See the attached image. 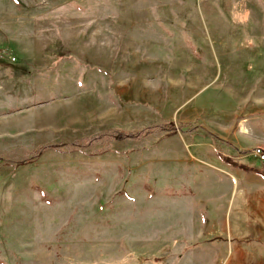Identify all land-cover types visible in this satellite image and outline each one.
<instances>
[{
    "label": "rangeland",
    "instance_id": "374dc122",
    "mask_svg": "<svg viewBox=\"0 0 264 264\" xmlns=\"http://www.w3.org/2000/svg\"><path fill=\"white\" fill-rule=\"evenodd\" d=\"M252 85H264V0H0V264L261 258L245 240L257 236L245 216L264 215L258 187L233 200L187 162L229 150L264 164ZM167 121L187 124L171 134ZM60 143L75 149L15 165Z\"/></svg>",
    "mask_w": 264,
    "mask_h": 264
},
{
    "label": "crops",
    "instance_id": "0c3cea01",
    "mask_svg": "<svg viewBox=\"0 0 264 264\" xmlns=\"http://www.w3.org/2000/svg\"><path fill=\"white\" fill-rule=\"evenodd\" d=\"M255 33L257 31H254ZM260 30L258 31V33ZM94 88H89V90H93L96 88L98 90V87L92 86ZM254 87L255 91H253V94H258L260 91H264V85H252ZM113 88L115 97L114 100H121L122 97L120 94H118L117 91H115L113 86H110V89ZM83 92V90H82ZM85 98L86 93L85 91L82 93ZM94 95L95 97L99 98V94H97V91H94L91 93V95ZM92 95V96H93ZM107 95H105L106 97ZM110 97V96H109ZM108 97V98H109ZM257 101H255V105H264V92L260 94L257 97ZM261 98V99H260ZM262 110L259 109L257 113H261ZM196 151L202 153V155L206 151L202 152L201 149H196ZM195 151V152H196ZM212 150L209 151V156L203 158L201 156L199 159L196 157H192L188 163H194L197 166V169L204 172L207 171L208 176L205 177L206 179L211 177L215 179L217 184V180L219 183L224 184L228 186V197H231L233 195V200L241 197V195H245V201H250V192L249 187L251 186H257L258 187V200L260 208L264 211V164L257 165V164H246L245 163V154L243 151H239L238 154H233L231 151H219V150ZM194 152V153H195ZM241 153L242 155H240ZM202 158V159H201ZM219 173L224 175V181L222 178L219 177ZM226 194V196H227ZM239 200V199H237ZM248 208V207H247ZM245 233H249V230L252 231V233H256V237H249L245 236L246 242H249L250 240L257 241L259 244L263 246L262 253L264 251V215L258 213L256 216L253 215H246L245 216ZM253 227V228H251ZM253 229V230H252ZM249 237V239H248ZM215 239V238H214ZM257 249V248H256ZM245 258H247L248 263L250 264H262L263 262L258 261L259 259L264 258V254H262L261 258L258 257L260 255L257 254V252H250V250H247L245 248ZM250 259V260H249Z\"/></svg>",
    "mask_w": 264,
    "mask_h": 264
},
{
    "label": "trees",
    "instance_id": "16d2710c",
    "mask_svg": "<svg viewBox=\"0 0 264 264\" xmlns=\"http://www.w3.org/2000/svg\"><path fill=\"white\" fill-rule=\"evenodd\" d=\"M185 124H187V123L179 122V123H176V125H177L176 126L173 121H167L165 123H162L160 125V128H162L163 130H166V131H168V132H170L172 134V133L177 132V128L182 127ZM157 128H158V126L151 125V126H148L146 128L139 129L137 131H128V132H126L124 130H118L117 129V130L105 131L103 133H99L96 138L104 137L106 134H108L109 137H111V138H119V139L123 138L124 139L126 137H130V138H134L135 139V138H140V137H142L144 135H148V134L156 131ZM189 130H193V129L189 128ZM64 146H66V145H64L63 143H60L57 146H53V145H42V146H39L36 149H34L33 151H31L28 157H26V158L20 160L19 162L15 163V165L19 166V165L28 164V163L36 160L45 150L53 149V148H56L57 150H63ZM84 146H85V142L84 141H82V142H80L78 144L75 143V147H77L76 149H81V147H84ZM75 147L72 146V145H68L65 148L68 151H72V149H75ZM105 150H107V149L105 147H103L100 150H96V153H102Z\"/></svg>",
    "mask_w": 264,
    "mask_h": 264
},
{
    "label": "built area",
    "instance_id": "2783aa9c",
    "mask_svg": "<svg viewBox=\"0 0 264 264\" xmlns=\"http://www.w3.org/2000/svg\"><path fill=\"white\" fill-rule=\"evenodd\" d=\"M254 153H255V155H257L259 157V159L261 161L264 162V152L263 151H261L260 149H256V150H254Z\"/></svg>",
    "mask_w": 264,
    "mask_h": 264
}]
</instances>
